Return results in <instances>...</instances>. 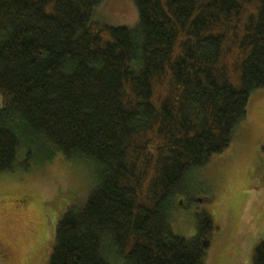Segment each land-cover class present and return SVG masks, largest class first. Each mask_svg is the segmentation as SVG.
<instances>
[{"label":"trees","instance_id":"trees-1","mask_svg":"<svg viewBox=\"0 0 264 264\" xmlns=\"http://www.w3.org/2000/svg\"><path fill=\"white\" fill-rule=\"evenodd\" d=\"M103 1L0 0V172L95 162L47 264H205L213 216L186 239L171 212L264 89V0H134L137 29L95 22Z\"/></svg>","mask_w":264,"mask_h":264},{"label":"rangeland","instance_id":"rangeland-1","mask_svg":"<svg viewBox=\"0 0 264 264\" xmlns=\"http://www.w3.org/2000/svg\"><path fill=\"white\" fill-rule=\"evenodd\" d=\"M93 18L115 28L137 29L140 23L134 0H104ZM30 164L28 170L0 172V264H47L59 219L85 201L97 182L91 158L57 152L51 161L33 157ZM185 182V195L171 212L174 234L192 239L198 214L206 212L218 230L205 264H253L264 240V89L252 94L231 146Z\"/></svg>","mask_w":264,"mask_h":264}]
</instances>
